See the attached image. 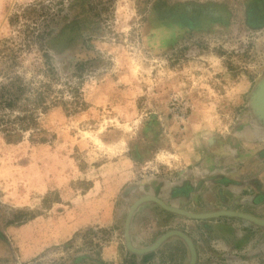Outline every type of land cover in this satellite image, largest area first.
<instances>
[{"label": "rangeland", "instance_id": "374dc122", "mask_svg": "<svg viewBox=\"0 0 264 264\" xmlns=\"http://www.w3.org/2000/svg\"><path fill=\"white\" fill-rule=\"evenodd\" d=\"M0 88V264H264V0H0Z\"/></svg>", "mask_w": 264, "mask_h": 264}, {"label": "crops", "instance_id": "0c3cea01", "mask_svg": "<svg viewBox=\"0 0 264 264\" xmlns=\"http://www.w3.org/2000/svg\"><path fill=\"white\" fill-rule=\"evenodd\" d=\"M239 135V134H237ZM262 137V138H261ZM246 141L245 143V147H260V146H263L264 145V128H261V127H256V128H252L251 129V136L249 138H246L244 139ZM240 141V139L238 140ZM241 141H243V139H241ZM234 142H232L231 144L233 145ZM240 143V142H239ZM240 148H238L239 150L240 149H243L244 145L243 144H240L239 145ZM227 149V147L225 148ZM236 149H237V145H234L233 148H228V150L230 151V153L232 154V156L230 157H226L225 160L223 158V155L222 154H218V155H214V159L217 160V162L222 165V164H228L230 163L233 159L236 160L235 158H237V153H236ZM234 157V158H233ZM209 158H212L211 156ZM264 182V181H263ZM261 186H264V183L261 184ZM264 198V195H262Z\"/></svg>", "mask_w": 264, "mask_h": 264}, {"label": "trees", "instance_id": "16d2710c", "mask_svg": "<svg viewBox=\"0 0 264 264\" xmlns=\"http://www.w3.org/2000/svg\"><path fill=\"white\" fill-rule=\"evenodd\" d=\"M4 87V86H3ZM2 87V88H3ZM2 88H0V89H2ZM1 96L3 95V93H1L0 94ZM9 98H11V97H9ZM2 99V100H1ZM0 102H2V104H4V102H8V99H7V97H4V95L0 98Z\"/></svg>", "mask_w": 264, "mask_h": 264}]
</instances>
